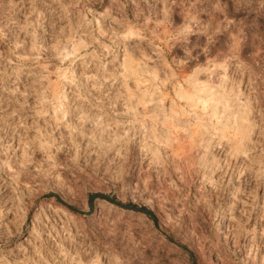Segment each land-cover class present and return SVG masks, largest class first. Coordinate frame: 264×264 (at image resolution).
<instances>
[{
	"label": "rangeland",
	"instance_id": "374dc122",
	"mask_svg": "<svg viewBox=\"0 0 264 264\" xmlns=\"http://www.w3.org/2000/svg\"><path fill=\"white\" fill-rule=\"evenodd\" d=\"M0 264H264V0H0Z\"/></svg>",
	"mask_w": 264,
	"mask_h": 264
},
{
	"label": "trees",
	"instance_id": "16d2710c",
	"mask_svg": "<svg viewBox=\"0 0 264 264\" xmlns=\"http://www.w3.org/2000/svg\"><path fill=\"white\" fill-rule=\"evenodd\" d=\"M120 205H122L126 208H129V209L139 210V211L145 212L147 214H150V211L144 206H137L135 204H125V205L120 204Z\"/></svg>",
	"mask_w": 264,
	"mask_h": 264
},
{
	"label": "bare ground",
	"instance_id": "6f19581e",
	"mask_svg": "<svg viewBox=\"0 0 264 264\" xmlns=\"http://www.w3.org/2000/svg\"><path fill=\"white\" fill-rule=\"evenodd\" d=\"M192 95L193 94H189V95H187L188 97H190V98H192ZM197 98H199V96L197 97ZM207 100H213V101H217V99H216V97H214L213 95H210V97H208V99ZM193 101V103H195V99L194 100H192ZM241 119H243V115H241V116H239Z\"/></svg>",
	"mask_w": 264,
	"mask_h": 264
}]
</instances>
